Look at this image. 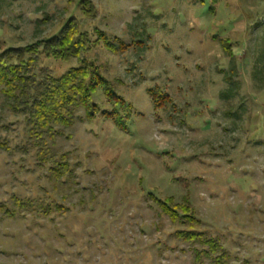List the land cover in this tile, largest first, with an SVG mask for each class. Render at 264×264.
<instances>
[{
  "label": "rangeland",
  "instance_id": "rangeland-1",
  "mask_svg": "<svg viewBox=\"0 0 264 264\" xmlns=\"http://www.w3.org/2000/svg\"><path fill=\"white\" fill-rule=\"evenodd\" d=\"M69 18L87 48L40 55L36 76L89 63L125 107L96 88L99 112L78 110L50 143L71 168L53 178L0 90V264H212L173 235L188 226L226 264H264V0H0V51ZM111 108L116 119L101 113ZM151 195L184 201L198 222L173 220Z\"/></svg>",
  "mask_w": 264,
  "mask_h": 264
},
{
  "label": "trees",
  "instance_id": "trees-1",
  "mask_svg": "<svg viewBox=\"0 0 264 264\" xmlns=\"http://www.w3.org/2000/svg\"><path fill=\"white\" fill-rule=\"evenodd\" d=\"M99 35L103 44L112 50L126 46L119 41V46L116 47L104 33L99 32ZM85 39V32L78 30L76 20L69 18L52 37L23 46H9L0 51V90L7 99V110L11 114L23 116L29 144L35 150L36 158L48 163L50 177L53 178L69 174L71 168L66 153L58 154L50 143L56 136L69 137L64 129L73 126L79 116L78 110L83 111L82 116L86 119H91L99 112L98 105L93 100V91L96 88L103 91L108 104L125 107L123 98L113 91L109 82L89 63L72 66L59 76L50 73H44L39 78L36 76L34 70L39 64L40 55L61 59L76 57L81 50L87 48ZM151 95L154 103L158 104L160 100L155 97L159 93ZM162 96L167 97V94ZM101 113L106 117L117 118V111L112 108L104 109ZM151 198L173 220L180 213L182 225L198 222L184 201L175 203L171 197L161 200L153 195ZM15 203L23 210L33 208L32 199L29 198H15ZM39 207L43 214L52 208L47 203L40 204ZM54 207L61 208L59 204H54ZM173 235L181 241L192 243L194 261H201L202 257H206L212 264H226L228 261L229 256L225 249L214 238L205 237L203 232L188 226L187 229H176Z\"/></svg>",
  "mask_w": 264,
  "mask_h": 264
}]
</instances>
